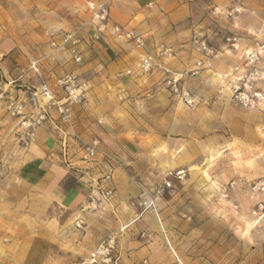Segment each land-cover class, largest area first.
Wrapping results in <instances>:
<instances>
[{"label":"crops","instance_id":"crops-1","mask_svg":"<svg viewBox=\"0 0 264 264\" xmlns=\"http://www.w3.org/2000/svg\"><path fill=\"white\" fill-rule=\"evenodd\" d=\"M108 1L111 20L141 34L144 51L150 55L160 44L177 48L193 35L216 34L211 9L240 5L242 12L227 25L238 36V50L215 39L217 54L210 67L183 79V85L198 101L196 109L190 110L164 87L161 72L124 74L138 53L133 42L89 38L93 28L86 23L92 13L89 6L95 2L85 1L88 18L80 21L69 11L72 7L62 9L58 0H52L56 40L65 32L83 37L79 45L82 63H74L67 50L59 51L52 74L74 72L87 77L86 99L74 112L75 129L84 141L96 139L98 145L93 159L76 160L81 170L66 168L57 157L53 134L42 127L36 129L30 146L19 152L12 178L9 174L0 178V264H67L87 256L119 223H127L129 229L118 264H137L145 258L156 264L158 254L159 264H183L177 254V259L171 256L179 242L174 243L171 237L175 231L171 233L162 221L159 199H155L158 212L153 214L148 209V190L160 185L174 170H183L189 160L187 149L194 135L190 127V135L182 130L184 123L193 126L189 119H209L216 130V125L223 122L228 126L242 114L217 94L218 83L211 82H219V75H230L233 67L241 66V55L249 44L264 41V0ZM17 3L0 0V80L23 73L28 85H35V77L27 72V61L42 37L19 35L14 29L24 28L25 21L14 18L13 13L20 8L35 10L41 0ZM198 57L187 44L170 66L176 71L190 70ZM229 59L237 62L227 66ZM260 69L264 75V60ZM118 86L126 88L130 98L123 102L115 97L107 100L105 95H114ZM258 86L264 90V79ZM3 116L10 118L0 109V118ZM134 119H158L160 135L150 127H140ZM99 183L112 188L113 194L89 206L91 187ZM78 219L83 222L80 228L74 224ZM142 230L149 233L148 239L135 238Z\"/></svg>","mask_w":264,"mask_h":264},{"label":"rangeland","instance_id":"rangeland-1","mask_svg":"<svg viewBox=\"0 0 264 264\" xmlns=\"http://www.w3.org/2000/svg\"><path fill=\"white\" fill-rule=\"evenodd\" d=\"M6 1L16 6L18 4V0ZM85 1L58 0V4L62 9L69 5L72 7L69 11L72 10L80 21H85L88 18ZM89 1L95 2L93 4L104 2V0ZM106 2L109 4L108 0ZM13 14L14 18L25 21L24 28L16 26L14 29L19 35L42 37L38 44H34L36 47L32 49L34 53L29 54L27 67L32 58L39 59L42 71L50 75L57 54L52 51L50 45L54 32L52 31V0H41L35 10L31 7L22 11L20 8V11H15ZM210 15L214 19L213 27H216L213 32L217 33L214 35L210 33L207 37L205 35L200 37L198 34L193 36L197 39L207 38L205 40L215 50L216 38L222 40L228 48L235 50L231 46V40L227 38H237L238 44V36L227 25L229 21L238 17L214 16L211 11ZM89 18L86 24L88 26L90 24L89 27L93 28L89 34L91 39L95 24L92 17ZM102 37L109 36L102 34L97 40ZM81 39L83 41L82 36ZM256 42L258 41H253L246 49L254 46ZM188 46L194 49L193 46L189 44ZM262 56L260 63L264 60ZM234 62L237 60L229 59L226 64L230 66ZM75 75L79 80L84 79L87 83V77H80L77 73ZM230 78L226 73L219 75L217 78L219 82L213 80L211 85L218 83L217 94L227 98L242 114L228 126L223 122L219 126L216 125V130L209 119H198L199 121L189 119L190 123H194L193 126L184 123L182 130H186L185 133L190 135L188 133L190 127L194 139H189L187 149L189 160L183 167L181 178L173 175L176 172L174 170L172 175L166 177V180L170 181V187L164 186V180L160 185L148 190L151 194L149 201L152 200V205L148 209L153 214L158 212L155 199H159V211L163 213L162 221L171 233L175 231L171 237L174 243L179 242L172 251L170 250L171 256L174 259L178 256L183 264H264V111L236 105L225 88ZM125 91L124 100H127L130 96L126 88ZM114 97L118 100L116 93L105 95L107 100H112ZM81 104L75 106L74 112ZM134 120L140 127H150L160 135L159 130L162 125L158 119ZM14 130V121L11 117L0 118V178L5 174H9V178H12L15 171L14 163L18 160L20 150L26 151L17 144ZM121 227L124 228L119 230ZM128 229L127 223H119L116 229L110 231H117L118 259L122 244L128 238L125 237ZM135 238L148 239L149 233L145 230L137 231ZM159 261L158 254L156 264H159ZM137 264H150V262L145 258Z\"/></svg>","mask_w":264,"mask_h":264},{"label":"built area","instance_id":"built-area-1","mask_svg":"<svg viewBox=\"0 0 264 264\" xmlns=\"http://www.w3.org/2000/svg\"><path fill=\"white\" fill-rule=\"evenodd\" d=\"M89 7L92 10L91 17L95 24L91 39L97 40L100 35L105 34L120 43L133 42L134 48L138 50L133 66L124 70L125 75H131L134 71L140 76L154 71L161 72L163 85L169 93L190 110L196 109L198 101L183 85V79L197 76L200 70L210 67L217 52L205 39L192 36L187 43H182L177 48L160 44L157 52L150 55L144 51V40L141 34L111 20L110 7L106 1L92 3ZM241 12L240 5L214 6L211 9L214 16L236 17ZM236 39L235 37L227 38L231 40V46L235 50L237 49ZM81 42V37L75 32H65L60 40H56L52 34L50 45L54 52L67 50L71 60L78 64L82 61V53L79 49ZM187 44L194 47L199 57L194 61L192 69L176 71L171 68L170 61ZM263 51L264 41L256 42L254 46L245 49L241 55V66L233 67L230 73L231 78L225 88L236 105L264 111V90L258 86V83L263 80V72L260 69ZM27 72L35 77V85H28L23 73L7 80H0V109L14 121L17 144L22 149H27L36 136V129L42 127L55 137L57 157L61 164L66 168L81 170L76 160L93 159L98 145L96 139L89 142L84 141L75 129L74 108L86 99L87 83L79 80L74 72L46 74L40 67L39 59L36 58L29 61ZM116 97L119 101L126 98L123 86H118ZM181 174L183 171L179 170L173 175L181 178ZM163 184L165 187L171 185L169 180H165ZM112 194V188L101 183L95 184L91 187L88 205L93 206L101 199L110 198ZM151 205L152 200L147 206ZM74 224L80 228L83 222L78 219ZM116 232L107 234L87 256L77 258L67 264H118Z\"/></svg>","mask_w":264,"mask_h":264}]
</instances>
